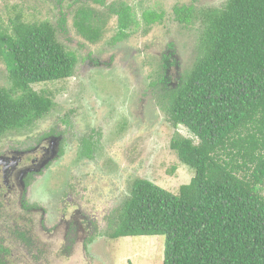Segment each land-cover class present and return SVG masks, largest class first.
Listing matches in <instances>:
<instances>
[{"label":"trees","instance_id":"trees-1","mask_svg":"<svg viewBox=\"0 0 264 264\" xmlns=\"http://www.w3.org/2000/svg\"><path fill=\"white\" fill-rule=\"evenodd\" d=\"M197 1L173 7L179 24L199 27L190 67L173 85L161 70L148 83L175 128L169 147L194 175L177 193L134 180L108 237L163 236L162 264H264V0H226L199 18L193 13ZM110 11L117 17L110 42L115 46L138 21L127 4ZM74 17L82 36L90 42L100 38L93 10L81 6ZM161 17L142 14L146 25ZM161 58L166 70L170 59ZM0 61L11 82L9 89L0 88L1 136L29 127L52 108V99L31 86L71 77L77 58L58 42L49 22L17 17L10 33L0 32ZM178 126L192 137L180 135ZM79 141V155L91 159L93 143ZM36 230L26 224L8 238L16 236V247L42 260L45 245ZM5 251L10 252L0 243ZM0 264L11 262L0 258Z\"/></svg>","mask_w":264,"mask_h":264},{"label":"rangeland","instance_id":"rangeland-1","mask_svg":"<svg viewBox=\"0 0 264 264\" xmlns=\"http://www.w3.org/2000/svg\"><path fill=\"white\" fill-rule=\"evenodd\" d=\"M225 2L199 0L193 3V13L199 18L201 12ZM121 3L132 8L138 25L127 39L111 46L117 17L110 8ZM190 4L191 0H0V32L10 33L11 21L17 17L30 24L47 21L56 29L58 42L77 58L71 77L31 86L52 99V108L29 129L8 132L0 140L30 148L40 135L56 134L40 143L51 147L53 154L36 181L42 185L36 198L45 203L39 207L45 216L41 218L40 210L32 216L40 226L35 234L45 253L42 260L29 258L7 238L15 250L13 264H162L163 236L111 239L109 224L134 180H149L177 193L194 175L170 149L175 128L148 87L158 70L165 71L168 84L173 85L190 67L199 27L179 24L173 11L174 6ZM81 6L97 14L101 32L96 42L87 40L74 25ZM145 11L162 17L146 25ZM164 54L171 63L166 70L161 67ZM10 87L0 61V88ZM176 130L192 137L184 126ZM81 138L93 143L91 159L79 155ZM34 196L27 193L25 202L36 206ZM32 218L25 216V224Z\"/></svg>","mask_w":264,"mask_h":264},{"label":"flooded vegetation","instance_id":"flooded-vegetation-1","mask_svg":"<svg viewBox=\"0 0 264 264\" xmlns=\"http://www.w3.org/2000/svg\"><path fill=\"white\" fill-rule=\"evenodd\" d=\"M29 127L21 128L18 131H6V133L0 136V140L5 138L4 136L8 132L18 134L21 131L29 129ZM55 135V132L40 135L41 137L38 140L29 145L30 148L22 145V143L12 142L11 145L0 143V243L10 250L9 253L6 251L0 252V258L5 259L7 262L9 260L11 264H13L12 261L17 259L12 257L15 250L8 247V239L10 240V244H16L17 237L10 235V238H8L9 234L20 226L25 227V216H28V218L37 216L36 210H40V206L44 208L43 205L45 203L38 201L36 198L37 191L42 189V185L37 184L36 181H38L42 172L45 171V169L41 170V167L52 156L53 151L51 147L41 146L40 143L43 139L53 138ZM79 140L78 145L80 146ZM37 146H39L38 151L35 150ZM29 192L32 196L35 193L34 199L35 202H38V204H35L36 206H30L25 202L27 193ZM40 211L41 218H43L45 212L44 210ZM29 222L31 224L27 225H35L33 218ZM40 224L42 225L41 221H39ZM35 228H40V226L36 223ZM16 249L19 248L16 247Z\"/></svg>","mask_w":264,"mask_h":264}]
</instances>
